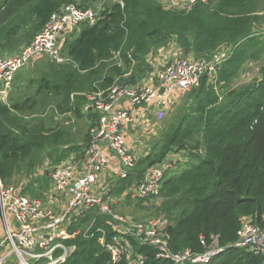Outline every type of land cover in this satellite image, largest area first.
I'll return each mask as SVG.
<instances>
[{
	"label": "trees",
	"instance_id": "16d2710c",
	"mask_svg": "<svg viewBox=\"0 0 264 264\" xmlns=\"http://www.w3.org/2000/svg\"><path fill=\"white\" fill-rule=\"evenodd\" d=\"M88 1L81 5L77 0H0V54L6 56L30 44L62 7L86 6ZM263 9L264 0H213L188 12L166 10L155 0H126L124 9L108 6L96 25L84 23L77 36L64 43L70 62L60 82L43 79L40 84V93L62 97L64 103L58 106L62 115L81 118L87 100L77 95L73 102L74 93L108 89L116 82L137 84L153 72L146 60L153 48L176 40L184 55L197 59L230 49L215 84L205 77L191 91L189 112L163 133L151 154L136 165L135 173L120 179L112 193L120 197L149 168L179 154L160 195L171 220L166 232L175 252L203 253L202 239L211 245L217 238L220 247L228 250L210 264L264 262L259 255L232 248L243 218L252 217L261 225L264 219V66L258 77L234 85L245 62L264 53V41L255 35ZM120 51L121 66L113 60ZM29 102L6 105L0 101V180L7 185L21 169L34 168L38 155L48 152L59 164L71 151L57 155L69 138L60 125H40L24 118V110L33 108ZM29 186L32 196L42 197L50 186L49 176ZM111 222L98 209L90 211L74 228L79 234L66 241L74 252L63 264H110L99 239L104 232L109 238L114 234ZM133 244L134 257L142 256L143 264H171L153 247Z\"/></svg>",
	"mask_w": 264,
	"mask_h": 264
},
{
	"label": "built area",
	"instance_id": "2783aa9c",
	"mask_svg": "<svg viewBox=\"0 0 264 264\" xmlns=\"http://www.w3.org/2000/svg\"><path fill=\"white\" fill-rule=\"evenodd\" d=\"M212 1L162 0V6L166 10L188 12L198 4ZM125 3L126 0H89L86 6L66 5L52 15L30 44L16 54H0V99L7 100L16 75L32 59L47 57L58 66L70 62L60 40L68 28L79 29L84 23L94 26L108 6L118 5L124 9ZM255 35L262 38L264 32L256 31ZM230 54L229 48L202 59L177 53L169 56L148 80L145 78L137 84L116 82L108 89L96 87L93 91L79 93L88 102L85 110L96 115L91 120L88 144L80 158L51 167L48 199L24 194L27 184L19 188L0 180V264H63L74 252V247H68L66 241L79 234L80 230L74 228L94 209L112 219L114 234L109 238L104 232L99 239V244L111 257L110 264H143L142 256L134 257L133 242L153 247L161 259L171 264H210L222 256L228 248L220 247L217 238L211 245L202 239L203 253L189 249L175 252L166 232L167 220L160 218L147 224L115 211L119 198L125 196L144 201L159 198L166 174L174 168L179 154L173 153L149 168L140 181L116 199L112 198L107 174L116 163V179L128 178L140 161L139 153L129 147L130 133L145 136L157 133L156 127L151 129L152 121L159 125L175 98L199 88L205 77L214 85ZM113 60L121 66L122 51ZM162 88L163 94L160 93ZM238 236L232 248L264 259V219L261 225L252 217L243 218Z\"/></svg>",
	"mask_w": 264,
	"mask_h": 264
},
{
	"label": "rangeland",
	"instance_id": "374dc122",
	"mask_svg": "<svg viewBox=\"0 0 264 264\" xmlns=\"http://www.w3.org/2000/svg\"><path fill=\"white\" fill-rule=\"evenodd\" d=\"M86 1L88 0H77V3L82 4V2ZM155 1L158 4L162 5V0ZM260 13L263 15V20L261 23L255 26V30L264 32V9L261 10ZM76 36L77 34L74 35V37ZM260 40L264 41V37L260 38ZM28 44H22L16 50L6 55L16 54ZM157 50L158 48H153L151 50V53L154 54ZM39 58L40 57L32 59L30 64L16 75L14 91H12L11 97L7 100V102L1 99L0 101L6 105H22L26 100L29 99V104L33 108H26V110H24V112L22 113L27 121H34L36 123H39L40 125L45 124L46 126L60 125L69 134V137H72L76 142L84 141L85 138L88 139L89 124L86 120L88 116L85 117V119L83 117L78 118L73 114L62 115L58 110V106L64 103L62 97L56 96L46 91H41V93L39 92L40 84L43 79L50 80L54 83H59L60 78H62L63 72L67 65L58 66L47 57L41 59ZM263 66L264 53H261L260 56H258V58L255 60L250 58L241 68L240 76L234 80V85L248 83L255 77H258L259 71ZM191 93L192 92L188 93L184 97L175 98L174 102L169 106L163 121L159 125H156L157 136L151 134H148L146 136L148 137V139L150 137V145L153 146L154 143H158L162 139L163 133L170 127L176 126L179 123L181 117L185 113L189 112L190 105L192 103V100L190 98ZM78 94L79 93H74L72 95L73 102L78 97ZM57 118H59L58 122L55 121V119ZM131 144L132 142L130 141L129 145ZM133 144L138 145L135 141L133 142ZM47 153L48 152L44 153L42 156L40 154L36 157L39 162L34 168L28 169L25 167L17 172L13 179L8 183V185L23 188L24 184H27L24 187L23 193L31 195V193H29V185L34 183L35 180L48 175L52 165L55 164L47 156ZM143 157H145V154L143 155ZM171 171L166 174V178L171 175ZM34 187H37V184ZM49 189L50 186L47 190ZM47 190L45 192H47ZM42 194L43 196L39 198L45 200L46 197L43 192ZM117 196L119 195L114 193L112 195V198L116 199L118 198ZM128 197L129 196H125L122 199L119 198L118 204L116 205L117 207L115 206V211L119 215H122L124 217L127 216L147 224L160 218L167 220L168 224L171 223V220L168 219L167 214L164 213L165 211L163 210V202L165 201V199H163L161 196V198H153L146 201L131 200Z\"/></svg>",
	"mask_w": 264,
	"mask_h": 264
},
{
	"label": "crops",
	"instance_id": "0c3cea01",
	"mask_svg": "<svg viewBox=\"0 0 264 264\" xmlns=\"http://www.w3.org/2000/svg\"><path fill=\"white\" fill-rule=\"evenodd\" d=\"M78 30L79 29H75V28L71 29V28H68L61 35V38H60L61 42L62 43H66L67 40L74 39V35L75 34H78ZM174 53H176V54L177 53H183L182 49L179 48L176 40H173V42H171L167 47H162V48L158 49L154 54L153 53H150L146 57V60L150 64V66L153 68V72L156 73L157 70H159L160 67L165 63V61L168 59V57L174 55ZM190 55H192V54H190ZM39 59H41V57ZM151 74H152V72L150 74H148V76L145 77V78L148 80V77ZM15 80H16V77L14 79V83H13V86H12L11 91L9 92V95L7 97V100L11 97L12 91H14ZM15 92H16V90H15ZM7 100L5 102H7ZM87 104H88V102H87ZM86 105H84V106H86ZM68 114H72V113H68ZM82 114L83 115L81 116V118L82 117L85 118V117L88 116V118L87 119L85 118V119L87 120V122L89 124V128H90L91 120H93L94 117H95L94 116V113L93 112L86 111L85 110V107H84V109L82 110ZM55 121L58 122L59 121V118L55 119ZM152 122H153L152 123L153 125H151V129H152V127L155 129L156 125L154 123V120ZM153 135H156L157 136V133L155 132ZM88 136H89V134H88ZM130 141L132 142V144L129 145V147L139 153L140 160H143L144 158L148 157L151 154V152H152V145H150V137L148 139V137H146L144 134H141L139 132H135V133L134 132H131L130 135H129V137H128V142H130ZM134 141L138 145L133 144ZM87 144H88V139L87 138H85L84 141H77L76 142L75 140H73L72 137L71 138L69 137V139H67V141H64L63 147H61V150L58 152L57 155L58 156L62 155V151L63 150H71V151H67V152H69L68 157L65 160H63L62 162H66L67 160H70V159H78V158H80L83 155V153H84V151H85V149L87 147ZM144 154H145V157H143ZM57 155H56V157H57ZM61 163H59V164H61ZM59 164H53L52 167H54L56 165H59ZM115 166H116V163L114 164V167ZM114 167L111 168L108 171V174H107V176H108L107 182L112 187V193L117 188V184H118V181H119L114 176V173H115L114 172ZM134 169H132L129 172L130 173V176L133 173H135ZM45 176H49V174L48 175H45ZM49 181H50V178H49ZM48 191L49 190H47V192H44V195L46 197L45 200L48 199V195L46 196V194L48 193Z\"/></svg>",
	"mask_w": 264,
	"mask_h": 264
},
{
	"label": "water",
	"instance_id": "95a60500",
	"mask_svg": "<svg viewBox=\"0 0 264 264\" xmlns=\"http://www.w3.org/2000/svg\"><path fill=\"white\" fill-rule=\"evenodd\" d=\"M160 93H161V94H163V93H164V89H163V88L160 90Z\"/></svg>",
	"mask_w": 264,
	"mask_h": 264
}]
</instances>
